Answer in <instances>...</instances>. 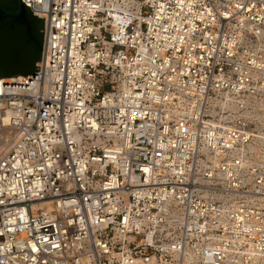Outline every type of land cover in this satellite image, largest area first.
Segmentation results:
<instances>
[{"label": "built area", "instance_id": "2783aa9c", "mask_svg": "<svg viewBox=\"0 0 264 264\" xmlns=\"http://www.w3.org/2000/svg\"><path fill=\"white\" fill-rule=\"evenodd\" d=\"M28 1L0 264H264V0Z\"/></svg>", "mask_w": 264, "mask_h": 264}, {"label": "flooded vegetation", "instance_id": "af4514ba", "mask_svg": "<svg viewBox=\"0 0 264 264\" xmlns=\"http://www.w3.org/2000/svg\"><path fill=\"white\" fill-rule=\"evenodd\" d=\"M0 5L7 11L19 10L17 0H0ZM39 23L37 19L31 17L33 37L27 34L25 26L20 22L4 21L0 24V52L12 45H17L22 50V57L16 62L13 69L24 70L30 64L29 52L38 41L36 31L39 28Z\"/></svg>", "mask_w": 264, "mask_h": 264}, {"label": "trees", "instance_id": "16d2710c", "mask_svg": "<svg viewBox=\"0 0 264 264\" xmlns=\"http://www.w3.org/2000/svg\"><path fill=\"white\" fill-rule=\"evenodd\" d=\"M31 17L37 19L39 23V31L42 35V26L43 22L40 18L34 16L32 12H29ZM41 47H42V37L40 42H35L34 48L30 50V64L24 70L13 69L16 65V62L22 57V50L17 47V45H12L11 47L5 48L0 52V78L13 77L18 75H26L32 73L36 66V62L41 56ZM35 52L37 55H35ZM35 56V57H34Z\"/></svg>", "mask_w": 264, "mask_h": 264}, {"label": "water", "instance_id": "95a60500", "mask_svg": "<svg viewBox=\"0 0 264 264\" xmlns=\"http://www.w3.org/2000/svg\"><path fill=\"white\" fill-rule=\"evenodd\" d=\"M17 2H18V5H19V10L18 11H7L0 5V24L2 22H4V21L20 22V23H22L25 26V28L27 30V34L30 37H33L31 17H30V13H29V11L31 12V6L29 4V1L28 0H17ZM36 17H38V18H40L42 20V22H43L42 29H44L45 15L43 14L42 16L39 15V16H36ZM36 36H37L36 39L39 42L41 40V37H42V41H43V32H42V35H41L40 32H39V28L36 31ZM35 55H37L36 52H35ZM40 58H41V56H40ZM40 58H39L38 61H40ZM34 71H38V70H34ZM32 73H30V74H32ZM26 75H23V76H26Z\"/></svg>", "mask_w": 264, "mask_h": 264}, {"label": "rangeland", "instance_id": "374dc122", "mask_svg": "<svg viewBox=\"0 0 264 264\" xmlns=\"http://www.w3.org/2000/svg\"><path fill=\"white\" fill-rule=\"evenodd\" d=\"M40 32V31H39Z\"/></svg>", "mask_w": 264, "mask_h": 264}]
</instances>
